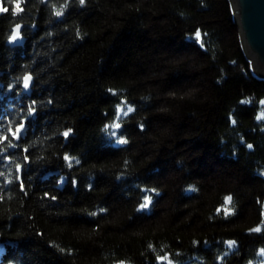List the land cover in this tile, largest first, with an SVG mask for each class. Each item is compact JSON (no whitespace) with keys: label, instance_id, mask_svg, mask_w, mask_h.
Instances as JSON below:
<instances>
[{"label":"trees","instance_id":"trees-1","mask_svg":"<svg viewBox=\"0 0 264 264\" xmlns=\"http://www.w3.org/2000/svg\"><path fill=\"white\" fill-rule=\"evenodd\" d=\"M0 2V264H264V77L231 0Z\"/></svg>","mask_w":264,"mask_h":264},{"label":"water","instance_id":"water-1","mask_svg":"<svg viewBox=\"0 0 264 264\" xmlns=\"http://www.w3.org/2000/svg\"><path fill=\"white\" fill-rule=\"evenodd\" d=\"M231 2L246 54L254 68L264 77V0H231ZM22 30V25L14 28L9 45L25 44L26 38ZM14 36L15 39H13ZM33 86L32 75H27L24 80L25 90L31 92Z\"/></svg>","mask_w":264,"mask_h":264},{"label":"snow or ice","instance_id":"snow-or-ice-1","mask_svg":"<svg viewBox=\"0 0 264 264\" xmlns=\"http://www.w3.org/2000/svg\"><path fill=\"white\" fill-rule=\"evenodd\" d=\"M19 3H20V0H16V4H17V7H18V8H19ZM80 3L83 4V3H84V0H80ZM2 11H3V12H7L8 9H7V8H4V9H2ZM20 11H22V9H20ZM57 15H60V13H57ZM196 38H197V39L200 38V32H199V31L196 32ZM13 39H15V36L13 37ZM262 103H264V101H262ZM127 111H129V112L132 111L131 107H129V108L127 109ZM262 118H264V117H262ZM113 127L118 128V127H119V124H114ZM113 134H114V133H113ZM65 135H67V133H65ZM119 142H120V143H126V141L123 140V139H121ZM248 147L251 148L252 146L249 145ZM66 159H67V157H66ZM231 199H232L231 196H227V197H225V203L231 202ZM144 207H147V201H146V203H144V204L141 205V208H144ZM253 231H257V232H258V231H260V229H259V228H257V229H253ZM228 243H229V245H232V244H234L235 242H234V241H230V242H228Z\"/></svg>","mask_w":264,"mask_h":264},{"label":"rangeland","instance_id":"rangeland-1","mask_svg":"<svg viewBox=\"0 0 264 264\" xmlns=\"http://www.w3.org/2000/svg\"><path fill=\"white\" fill-rule=\"evenodd\" d=\"M2 9H4V7H3L2 3L0 2V13L3 12ZM258 73H259V72H258ZM259 75H261V74L259 73ZM261 76H262V75H261ZM3 249H4L3 244L0 243V253L3 251Z\"/></svg>","mask_w":264,"mask_h":264}]
</instances>
